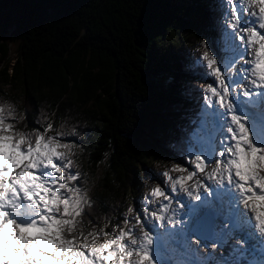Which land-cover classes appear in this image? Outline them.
<instances>
[{
	"label": "snow or ice",
	"instance_id": "1",
	"mask_svg": "<svg viewBox=\"0 0 264 264\" xmlns=\"http://www.w3.org/2000/svg\"><path fill=\"white\" fill-rule=\"evenodd\" d=\"M215 7L220 43L202 40L195 60L211 83L177 136L186 166L144 197L156 210L129 207L111 235L83 230L71 133L19 130L0 103V264H264V0Z\"/></svg>",
	"mask_w": 264,
	"mask_h": 264
},
{
	"label": "trees",
	"instance_id": "2",
	"mask_svg": "<svg viewBox=\"0 0 264 264\" xmlns=\"http://www.w3.org/2000/svg\"><path fill=\"white\" fill-rule=\"evenodd\" d=\"M216 3L0 0V103L15 107L19 130L50 121L71 133L72 170L91 198L85 233L123 227L148 181L167 183L165 171L186 166L177 136L207 83L184 71L201 75L200 42L218 44L207 28Z\"/></svg>",
	"mask_w": 264,
	"mask_h": 264
},
{
	"label": "rangeland",
	"instance_id": "3",
	"mask_svg": "<svg viewBox=\"0 0 264 264\" xmlns=\"http://www.w3.org/2000/svg\"><path fill=\"white\" fill-rule=\"evenodd\" d=\"M209 11H210V24L208 25V31L211 33V35H212V37H213V35L214 34H216V38H217V30L216 29H214V22L216 21V19L217 18H215V16H216V14H217V12H215L214 10H213V8H210L209 9ZM217 42H218V44L220 43V40L217 38ZM15 48H14V46H9V50H8V53H7V55H6V57H5V59H7L8 61H9V65H11V62L13 61V58H14V55H15ZM184 72H186V75H187V78H191L192 76H198V77H200V79L201 80H203V81H205L207 84L208 83H211V80L209 79V78H207V77H204L203 76V74L201 73V75L199 74V73H197L196 74V72L194 73L195 75H193V74H190V70H185ZM215 86V85H214ZM246 86H247V84H246ZM191 98H193V96L191 97ZM184 162L186 163V160H184ZM215 166V164H214V162L213 163H210L209 165H208V168L209 169H211L212 167H214ZM210 183V182H209ZM146 187L148 188V190H147V192L145 193L146 195L150 192V190L152 189V188H154V187H156V186H161V187H163V188H165V189H167V183H164V181H162V183H159V180L157 179V178H153V181L152 182H150V181H148L146 184ZM137 207L139 208V210H141V207L143 208V207H149V210L150 211H154V210H156V208H157V205L156 204H152V205H147L146 203H145V200H144V197H142L138 202H137ZM173 207H175V204L173 205ZM134 222V221H133ZM85 234H87V233H85ZM111 235V234H110ZM105 237H100L99 238V241L100 242H102L103 241V239H104ZM207 251H208V248H207V246H205V247H202L201 249H200V252L201 253H207ZM217 251L219 252V251H221L220 249H217ZM189 259H195V257H192V256H189L188 257Z\"/></svg>",
	"mask_w": 264,
	"mask_h": 264
},
{
	"label": "bare ground",
	"instance_id": "4",
	"mask_svg": "<svg viewBox=\"0 0 264 264\" xmlns=\"http://www.w3.org/2000/svg\"><path fill=\"white\" fill-rule=\"evenodd\" d=\"M246 86V82L245 83H242L241 85H239V87H245Z\"/></svg>",
	"mask_w": 264,
	"mask_h": 264
}]
</instances>
